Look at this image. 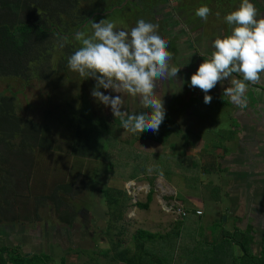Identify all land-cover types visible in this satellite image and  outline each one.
<instances>
[{"label": "rangeland", "instance_id": "1", "mask_svg": "<svg viewBox=\"0 0 264 264\" xmlns=\"http://www.w3.org/2000/svg\"><path fill=\"white\" fill-rule=\"evenodd\" d=\"M166 1L169 2V6L174 2L173 4L179 3L196 9L204 5L211 8L212 14L209 15L207 21L202 20L197 25L202 37L206 35L207 31L210 33L216 29L217 20L224 23L227 30L226 34H231V28H229L231 26L226 24L224 16L236 10L232 1L227 0L225 5H222V0ZM93 3L100 6L106 5V3L101 5L100 2L97 3V0H91L90 4ZM216 13H219V16ZM110 17H112L111 14ZM105 19L109 20V17ZM105 19L101 18L100 21ZM97 20L95 18L93 21L96 22ZM99 22L97 21V23ZM89 23L86 32L92 29L90 28L91 22ZM86 32L85 34H88ZM78 43V47H80V42L78 41ZM90 83V78L86 80L71 70L52 77L48 81L33 80L29 83H23L15 79L0 78V90L17 95L20 115L23 118L41 122L46 126L45 136L48 141L44 148L41 147L37 150L31 189L26 197L19 200L21 223L0 225V246H20L23 255L28 253L57 254V256L52 257V260L55 264H61L62 253H64L63 248L69 244L70 247L75 248L77 255L81 251L85 254L98 253L97 255H102L101 263L86 261V263L81 262L79 264H117L120 261V252L116 250L119 247L121 249L126 240L131 245L139 241L135 237L139 230L162 235L157 236V243L163 248L166 247V244L161 240L167 237L165 234L180 226H182L180 231L188 236V239L184 240V243L188 240V243H186L188 250H192L193 247L205 249L208 245L215 243L218 236L222 237L223 235L221 236L219 232L215 235L211 234L210 228L213 226L211 221L220 220L221 210H219L220 206L214 204L210 198L214 195H220V198L223 197L222 192L226 188L224 184H227L228 178L223 172L217 171L218 174L210 175L205 170L214 168L213 171H216L221 166L220 158H217L215 154L221 153V149L225 147V140H234L240 134L231 133L234 126H240V123L233 118L235 115L234 110L224 101L221 103L212 99L210 104H205L204 100L198 101L197 98H201L198 95L199 93L193 94L192 99L196 98L197 101L195 105H192L188 115L177 109L178 121L183 126V130H187L188 125H194L193 130L202 137L198 148H201L204 152L203 156L198 155L193 158L196 162L195 165H197L194 166V174L190 172L193 169L177 166L175 164L176 159L173 160L172 166L167 163V160L173 159V157L183 160V158H180L183 155L186 156L188 152L192 154L196 152L192 150L194 148H184L182 135H174L168 139L166 144H162L149 140V137L151 138L155 134L151 131L142 133V136H140L141 133L131 131L121 134L120 139L122 141L131 142L130 144L126 143L127 147L130 145L129 151L131 153L135 152L133 150H138L157 154L158 158L154 157L157 158V168L154 167V164L149 163L143 171L141 168L139 169L140 175L138 176V173H136L138 168L135 169L134 167L136 162H125L126 165L124 162L120 164L119 157L121 159L122 156L119 152H116V158L114 153L107 151L106 153L110 152L113 158L112 156L110 158L107 154V160L101 161L103 163L81 162L72 153L73 131L71 122L67 118L70 111L81 112L91 109L96 120L99 117V124L101 121L106 125L108 124L107 120L109 118L104 113L99 115L96 111L99 107L97 100L91 96V89L93 88ZM192 103H194V100ZM202 106H209L210 108L202 111ZM110 133L114 135V131H110ZM179 133L181 131H178ZM145 137H148V139H145ZM115 140L117 141L116 144L120 143L117 139ZM182 149L187 152L186 155L179 153L178 150ZM169 152H173L174 155L169 154L166 157L165 155ZM127 156L126 152V160L129 159ZM107 164L113 165V169H109V166L106 167ZM93 169L95 171L92 172ZM141 172H145L147 179L142 176ZM96 174L99 175L101 181L98 184L92 183L91 189L87 191L86 199H81L79 196L75 199L67 198L69 202L66 204L72 203L73 208H75L74 225L63 224L61 217L67 216L66 214L70 215L71 212L64 206L60 209L56 208L50 200H47L39 209L38 214L41 220L36 219V197L49 196L55 187L62 182H77V179L81 176L92 178V175L95 176ZM153 174L159 177H154L151 180L150 175ZM162 177L169 180H164L166 185L177 188L176 200H187V203L193 206H201L202 204L206 208V215L204 217L191 215L184 222H176V219L172 217L173 215L165 211L164 202H161L163 195L170 197L175 190L164 186ZM148 185L151 187H148ZM107 190L108 192H106ZM150 191L154 192V202L152 201L149 209L138 208L137 203H145ZM158 195L162 197L161 203L158 202ZM223 201H225V198ZM215 208L216 211L214 212ZM200 210L202 211V209ZM225 218L226 216L223 217L225 223L223 228L228 231L226 234H231L235 238L237 236V241L244 239L239 231L237 234V231L233 229L236 223L235 219L231 218L226 223ZM183 228H186L187 231H184ZM126 231L127 233H124ZM83 233L84 235H82ZM82 238H90V242H93V244L77 247L78 244H81L78 242ZM182 238L183 234L180 241H182ZM70 247H68L69 251L72 250ZM209 250L213 251V249L209 248L206 251L208 261H210ZM66 257L69 264H75L76 261L73 262V260L76 259V253H66ZM91 258H93V255ZM185 258H187L186 255L181 256V253L178 252V260L177 263L175 260L174 264H190V262L195 264L192 261L187 263ZM194 258H200V256L197 255ZM164 260L160 261L161 264H173V258L171 260L170 257L164 258ZM211 261L212 263H210L214 264V261ZM148 264L158 263L149 259Z\"/></svg>", "mask_w": 264, "mask_h": 264}, {"label": "trees", "instance_id": "2", "mask_svg": "<svg viewBox=\"0 0 264 264\" xmlns=\"http://www.w3.org/2000/svg\"><path fill=\"white\" fill-rule=\"evenodd\" d=\"M90 1L0 0V78L6 80L15 79L23 83H29L33 80L48 81L52 77L67 73L70 70L67 67L68 58L79 48V44L74 38L75 33L79 32L78 29L93 21L94 18L104 15L103 12L106 9L114 6L112 5L114 2L109 4L107 0H97V3L100 2L101 5L106 3L104 6L94 5L96 3L91 5ZM61 43L64 44L63 47H60ZM9 92L11 93L10 90ZM19 109L17 95L8 94L0 90V225L4 226L21 223L22 216L19 200L26 197L31 189L37 150L41 147L44 148L48 142L45 136L46 126L41 122L23 118L19 113ZM67 118L71 122L73 131L71 140L72 153L77 157L78 161L97 163L107 160V154L111 158L110 152L115 155L116 152H119L122 156L121 159L119 157L120 164L123 162H136L134 167L135 169L138 168V172H136L138 176L140 175L139 169L141 168L143 171V169L148 167L149 163L154 164V167L157 168L158 157L156 153L138 150H133L135 152L131 153L129 151L130 145L129 147L126 146V143H131L130 141L121 140L120 143L116 144L115 138L110 136L109 131L111 129L103 121L99 124V117L96 120L91 109L81 112L70 111ZM178 131H181V133L178 134ZM142 133L140 136L143 135ZM174 135H182L184 139L183 146L186 149L197 148L202 140L199 133L183 130L182 125L171 123L168 118L164 119L158 132L151 138L148 137L152 142L166 144L168 139ZM148 137H145V139H148ZM173 150L175 149L173 148ZM107 151L110 152L106 153ZM178 151L186 155L183 149ZM126 152L128 154L127 157L129 159L132 158L131 160H126ZM169 154L174 155L173 152H169L165 156L167 157ZM155 156L157 158H154ZM180 158H183V160L173 157V159H168L167 163L172 166L173 160L176 159L175 164L177 166L193 169L190 172L194 174V166H197L195 165L194 157L187 154ZM105 166L113 169V165L107 164ZM127 166L129 167L128 164ZM210 170L207 169L205 171L210 172ZM93 171L95 170L93 169ZM141 173L147 179L145 172ZM150 176L151 180L154 177H159L154 174ZM99 181L101 179L97 174L95 176L92 175V178L81 176L77 179V182H62L58 184L49 196L36 197V219L38 221L41 220L38 214L39 209L47 200H50L56 208L60 209L64 206L71 212L69 216H62L61 220L63 223L74 225L75 208H73L72 203L66 204L69 202L67 198L75 199L79 196L81 199H86L87 191L91 189L92 183L98 184ZM153 197L154 192L150 191L145 203H137L138 208L149 209ZM168 198L172 200L174 197L172 195ZM192 214H195V210H189L188 215ZM195 216L197 215L195 214ZM187 218L182 219L181 222H184ZM223 224L222 220L210 228L211 234L215 235L218 233ZM181 228L182 226L173 230L177 232V235L175 238L169 235L171 238L169 243L175 249L179 247L181 256H187L185 258L187 263L189 262V255H199L200 258H196L198 264H211L212 261L206 259V251L210 248L213 249L211 260L220 259L223 264H264V253L260 258H256L251 253L250 243L252 237L250 236L247 239L244 237L245 241L238 242L241 240L237 241V236L235 238L231 234L221 235L222 240L220 243L215 241V243L208 245L205 249L193 247L192 250H188L189 248H187L186 244L188 240L184 243L188 236L180 231ZM183 229L187 231L186 228ZM182 234L183 238L180 241ZM143 235L150 239L155 237V234L140 230L139 236L141 239ZM162 240L164 239L162 238ZM180 243L181 245L179 246ZM238 249L243 253L241 256L235 254V250L237 251ZM21 250L20 246L1 245L0 264H47L52 261V256L50 255L42 253L23 255ZM41 259H44L45 262Z\"/></svg>", "mask_w": 264, "mask_h": 264}, {"label": "clouds", "instance_id": "3", "mask_svg": "<svg viewBox=\"0 0 264 264\" xmlns=\"http://www.w3.org/2000/svg\"><path fill=\"white\" fill-rule=\"evenodd\" d=\"M211 14L206 5L195 11L205 22ZM224 21L231 26V34L213 41L214 50L192 74L190 87L201 90L204 103L210 104L212 96L208 93L228 79L231 86L224 89L223 96L243 108L249 83H258L264 77V17H260L251 0H242L236 10L224 16ZM91 28V34L75 33L80 47L68 58L67 67L96 81L91 96L111 108L124 130L158 132L166 109L155 92L156 82L174 79L180 70L170 66L172 53L168 51V40L159 34L158 25L143 19L130 31L117 30L106 19L99 23L91 21ZM63 46L61 43L60 47ZM101 89L122 95H105ZM125 94L139 95L147 111L139 114L122 111Z\"/></svg>", "mask_w": 264, "mask_h": 264}, {"label": "crops", "instance_id": "4", "mask_svg": "<svg viewBox=\"0 0 264 264\" xmlns=\"http://www.w3.org/2000/svg\"><path fill=\"white\" fill-rule=\"evenodd\" d=\"M240 79H242V77H240ZM227 82L229 81L227 80ZM246 93V106L243 108L237 106L234 102L230 103V98L227 96H223L219 91L216 92L211 90L208 93V95L212 96L213 100L220 101L221 103H223L224 101L226 104L229 103L230 105H232L231 108L234 110L233 113L235 114L233 118L240 123V126H234L232 130L235 133L240 134L234 140H225V147L221 149V153L218 152V154H215L217 158H220L221 166L216 171H213L214 168H211L210 172L208 173L210 175H215L218 174L217 171L220 173L223 172L226 174L228 180L227 184H224V187L226 188L222 192L223 197L220 198V195H214V197L210 199L212 202H214V204L220 206L219 210H221V215L219 221H222L224 216H226V223L231 218L235 219L236 223L233 227L234 231H237V234L239 231V234L243 238L245 237L247 239L249 236L252 237V241L250 243V251L256 258H260L264 253V77H262V79L258 83H249ZM206 107L207 109L210 108L209 106ZM206 107H201V110H206ZM192 150L194 152L196 151L193 154L191 152V154L188 152V154L192 157H196L198 155L200 156L204 152V150H201V148L198 147L197 149L194 148ZM162 178V184L164 186L175 190L173 191L174 198L170 200L168 197H166V195H163V199L161 201L162 203H181L189 210L202 209L204 214L201 217H204L206 215V208L202 204L201 206H193L192 204L189 205L187 203V200H176L175 195H178L177 188L175 186L166 185L164 183V180H169L164 177ZM148 187L151 186L148 185ZM157 198L158 202L161 203L160 200L162 197L158 195ZM222 198H225V201H223ZM215 211L216 208L214 212ZM174 219L176 218L174 217ZM175 221L181 222L182 220L176 219ZM219 221L215 219L211 222L214 226ZM224 225L225 223L223 224V226ZM223 226L218 230V232L221 233V235H226V232L228 231L224 229ZM139 231L137 233V236H135L139 241L131 245L130 242L126 240L124 241L121 249L119 247L118 250H116L120 252V261L117 264H148L149 259H152L155 262L157 261L158 264H161V260H164V258L167 259L171 256L173 258V264L175 260L177 263L178 252L180 249L179 247L175 249V247L171 245V243H169V241H171L169 235L173 233L172 236L173 238H175L177 232L171 230L169 233L165 234L167 237H164V240H161L163 242L167 241L165 243V249L157 243V236L160 237L162 235L157 234L152 239L147 238L145 235H143V238L141 239L139 236ZM124 233H127V231ZM82 235H84V233ZM221 240L222 238L218 236L216 242L220 243ZM240 240L245 241V239ZM86 241L88 244L86 243ZM78 243L81 244H78L77 247H79L80 245H83L85 247L90 243L93 244V242H90V238H82ZM68 247H70L69 244L68 246L63 248L64 253H62L61 264H69V261L67 260L68 256L66 257V253H76V259L73 260V262L76 261L75 264H79L81 262L86 263V261H93L92 263L98 261L101 263L102 261V255H97L98 253L85 254L81 251L77 255L74 247H70V249H72L70 251ZM46 254L51 255L52 257L57 256V254ZM208 254L209 260L211 261L212 251L209 250ZM235 254L241 256L243 253L240 249H238L237 251L235 250ZM92 255L93 258H91ZM195 256L196 255H189V261L198 264L196 258H194ZM247 261H249V259H247ZM213 263L223 264L222 260L220 259L215 260ZM47 264L55 263L52 260Z\"/></svg>", "mask_w": 264, "mask_h": 264}, {"label": "flooded vegetation", "instance_id": "5", "mask_svg": "<svg viewBox=\"0 0 264 264\" xmlns=\"http://www.w3.org/2000/svg\"><path fill=\"white\" fill-rule=\"evenodd\" d=\"M230 1L234 3L233 7L235 9H237L242 2V0ZM263 1L264 0H251L258 9L260 17H264ZM112 2H114L112 4L114 6L110 9H106V11L103 12L104 15L97 17L96 19H98V22L101 18L105 19L109 17V20L107 21L113 22L116 25L117 30L130 31L131 28L136 25L138 20L143 19L147 22L158 25L159 34L168 40V51L172 53L170 66L179 68L180 70L174 79L157 81L155 92L158 98L163 99L164 107L166 109L165 118H168L171 123H179L177 109L182 110V112L184 111V114L188 115L191 111L190 109L192 105L196 104L197 99L198 101H202L204 98V93L201 90L190 87V78L192 74L197 71L204 58L208 57L214 50L212 48L213 41L218 37L222 38L227 35L224 23L217 20L216 29L210 33L207 31L206 35L202 37L201 31L197 27V25L202 22V19L195 15L196 8H191L189 6L186 7L179 3L173 4L174 2L169 6V2L166 0H107V3L109 4ZM221 3L222 5H225L227 4V0H222ZM110 14L112 17H110ZM89 24L90 23L83 26L84 28L81 27L78 31H84L85 33ZM92 31V29H89L86 33L91 34ZM234 76L240 79L237 74H234ZM90 79V86L94 88L96 81L92 78ZM227 80L228 79H225L222 85L218 83L212 91H219L223 95L224 89L231 86ZM101 91L104 92L105 95H122L112 92L111 90L105 91L104 89H101ZM195 93H199L198 95H200L201 98L192 99V96ZM245 95H247V93ZM190 98L192 100H189ZM123 99L124 103L123 108L121 109L122 111L136 114L147 111V109L142 107L139 95L132 96L125 94ZM193 100L194 103H192ZM230 103L233 102L230 101ZM97 104L99 107V109L96 110L97 113L99 115L104 113L106 117L109 118L107 120V127L111 129L110 131H114V135L109 131L110 135L120 142L121 134L130 131L124 130L120 126V119L113 116L110 107H106L104 110L105 106L102 103L97 101ZM202 107L205 108L206 106ZM230 107H232V105H230ZM193 128L194 125H188L187 131L195 132ZM66 215L69 216L68 214Z\"/></svg>", "mask_w": 264, "mask_h": 264}, {"label": "built area", "instance_id": "6", "mask_svg": "<svg viewBox=\"0 0 264 264\" xmlns=\"http://www.w3.org/2000/svg\"><path fill=\"white\" fill-rule=\"evenodd\" d=\"M164 209L165 211H167L168 213L172 214L174 217H176L177 220H182L186 217H188L189 215V210L188 208L184 207L182 204H177L175 202L169 204L166 203L164 205ZM195 214L197 216H202L203 215V211L201 210H196Z\"/></svg>", "mask_w": 264, "mask_h": 264}, {"label": "water", "instance_id": "7", "mask_svg": "<svg viewBox=\"0 0 264 264\" xmlns=\"http://www.w3.org/2000/svg\"><path fill=\"white\" fill-rule=\"evenodd\" d=\"M150 186V185H149ZM225 221H226V218H225Z\"/></svg>", "mask_w": 264, "mask_h": 264}]
</instances>
